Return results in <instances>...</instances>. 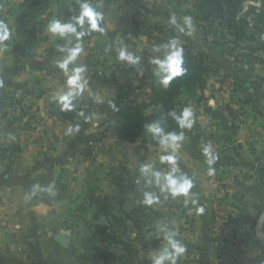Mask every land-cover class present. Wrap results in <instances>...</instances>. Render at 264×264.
<instances>
[{
  "label": "crops",
  "instance_id": "crops-1",
  "mask_svg": "<svg viewBox=\"0 0 264 264\" xmlns=\"http://www.w3.org/2000/svg\"><path fill=\"white\" fill-rule=\"evenodd\" d=\"M46 1L45 10L25 0H0V21L12 30L0 44V264H152L151 256L162 253L165 235L173 230L178 232L173 239L186 247L177 264H264V138L254 131L255 125H264V68L245 59L236 62L220 44L206 43L195 27L189 34L176 11H158L149 0H88L102 4L105 32L87 44L72 38L67 47L79 42L84 51L69 71L88 55L98 63L86 68L87 87L71 101L74 119L61 118L48 107L61 104L57 96L69 91L67 75L56 66L67 52L57 50L65 41L47 32L49 21L61 18L55 16L56 0ZM170 15L188 32L169 24ZM136 26H159L163 32L153 30L149 38L134 34ZM174 39L180 48L205 53L217 67L198 92L201 100L186 93L179 98L178 109L190 107L194 114L177 153L180 174L193 187L187 197L175 199L165 197L140 171L147 163L157 171L169 170L159 162L165 154L160 146L150 145L146 132L134 143L120 140L103 112L109 99L147 98L157 73L152 61ZM120 47L139 55V63L118 61ZM100 63L115 75L104 86L89 76ZM227 77L236 79L226 103L233 113L221 105L220 83ZM31 122L40 124V135ZM209 140L222 148L213 151L217 159L211 165L201 151ZM219 174L229 179L231 208L230 231L221 235L212 229L210 202ZM145 192L155 194L159 203L145 205ZM201 206L204 212L198 214ZM57 233L68 237L67 247L55 240ZM155 234L161 237L156 246L140 245ZM94 246L110 253L97 258Z\"/></svg>",
  "mask_w": 264,
  "mask_h": 264
},
{
  "label": "trees",
  "instance_id": "trees-1",
  "mask_svg": "<svg viewBox=\"0 0 264 264\" xmlns=\"http://www.w3.org/2000/svg\"><path fill=\"white\" fill-rule=\"evenodd\" d=\"M29 6L40 9H48L49 3L46 0H25ZM180 0H177V2ZM247 0H193L192 9L188 11V15L193 20L196 26H200L205 31L207 29L204 24L214 23L218 30L222 32V40L225 49H237L242 45V41L249 43V50H257L260 54L257 58V64H261L264 68V45L256 43L254 35H264V0H255L257 5H249V9L242 13L244 4ZM82 0H56L55 16L67 21L70 17L77 15L79 12V4ZM130 2V0H126ZM251 14L252 19H248L247 15ZM138 26V25H137ZM134 28V34H143L149 38L152 37L153 30L162 33V27L143 26ZM85 27H87L85 25ZM81 29L78 27L77 31ZM253 31L254 33H250ZM207 33V31H205ZM99 32H92L88 36L81 38L84 44H87L94 36L99 35ZM227 38V39H226ZM229 44V46H228ZM183 49V67L185 74L174 78L167 88L163 87L159 82L158 66L153 63L157 70L155 75H152L148 84L149 92L146 99H128L117 102L114 99H109L105 103L104 113L110 116L115 125L116 134L122 141L128 143L136 142L144 132L148 136L150 145L157 146L158 143L153 138L152 134L147 131V125L157 123L165 131H184L178 128L175 120L170 115L173 111L177 115L181 113L178 109L179 98L182 93H186L190 97L197 96V100H201L203 96L198 92H203L207 86V77L210 73L217 70V67L211 61L208 55L200 51H194L190 47H181ZM164 53L161 60L164 58ZM240 54V53H239ZM236 62H242L243 58L239 55ZM98 63L97 60H91L87 56L84 66L86 68L94 66ZM103 64V63H102ZM101 65V63H100ZM90 78L98 85L104 86L115 80L113 71L108 74L97 75V69H94ZM235 79V78H234ZM236 81V79H235ZM110 104L114 105L111 107ZM224 109L229 113H233V109L228 105H223ZM62 104L51 103L48 111L51 114H57L61 118L73 120L76 114L75 107L71 110H61ZM161 237L158 234L152 235L149 239H143L140 245L145 248L147 246H156ZM95 256L97 258H105L110 252L100 247L94 246Z\"/></svg>",
  "mask_w": 264,
  "mask_h": 264
},
{
  "label": "clouds",
  "instance_id": "clouds-1",
  "mask_svg": "<svg viewBox=\"0 0 264 264\" xmlns=\"http://www.w3.org/2000/svg\"><path fill=\"white\" fill-rule=\"evenodd\" d=\"M102 4L93 6L88 0H82L79 4V12L77 15L70 17L66 22L61 19L53 18L47 24V32L52 37L59 38L65 41L62 46H58L57 50L60 52H67V56L63 57L62 60L57 61L56 66L67 75L66 85L69 91L67 93L58 95L57 99L62 104L63 110H71L72 99L81 94L87 87V79L85 77L86 67L81 65L74 67L69 71V65L76 62L78 56L84 51L81 43L77 42L75 46L69 48L67 45L71 42L72 38L79 41L82 37L90 35L92 32L104 33L105 28L101 26V22L104 19L103 13L99 10ZM169 24L175 25L178 32H184L185 29L176 23L175 15H170ZM184 23L189 28V34L192 30V22L190 17H184ZM85 25L87 27H85ZM80 31H77V28ZM12 36V30L9 26L0 21V44L4 41H8ZM166 49L164 58L155 59L152 63L158 66L159 82L165 88L169 86L171 81L179 76L185 74V68L183 65V49L179 47V41L172 40L169 44L163 46ZM153 51L159 52L160 48L155 47ZM117 60L124 62L127 65H137L140 61L139 55H133V52L129 51L126 47H120L117 53ZM4 86V82L0 80V88ZM98 102H103L98 101ZM209 103H213L209 101ZM111 107L114 105L110 104ZM82 115V113H81ZM175 120L179 129L191 130L194 124L193 110L190 107H185L182 112L177 115L176 112L170 113ZM68 131H73L69 128ZM147 131L152 134L155 141L160 146L163 155L159 156V162L168 167V171L162 172L157 171L151 163H147L141 166L140 171L144 175H150L153 179L149 180L148 183H152L153 180L159 185L160 192L167 197L170 195L173 199L177 197H187L189 190L193 187L191 179L181 175L178 168V157L177 153L181 148V143L184 142L186 137L184 131H165L164 128L160 127L157 123H150L147 125ZM201 151L207 158L206 162L208 165L214 163L217 156L214 154L211 146L205 145ZM214 170L208 168V174L212 175ZM163 179V183H161ZM143 203L145 205H153L159 203V198L151 193L145 192ZM187 203V200H185ZM195 203V201H193ZM195 211L198 214H203L204 208L201 206L196 208ZM178 232L173 230L165 235L167 242L166 246L163 247V251L160 254H153L152 264H163L164 261H168L169 264H177V259L186 252V247L173 237L177 236Z\"/></svg>",
  "mask_w": 264,
  "mask_h": 264
},
{
  "label": "rangeland",
  "instance_id": "rangeland-1",
  "mask_svg": "<svg viewBox=\"0 0 264 264\" xmlns=\"http://www.w3.org/2000/svg\"><path fill=\"white\" fill-rule=\"evenodd\" d=\"M88 2H90V1H88ZM124 2H126V1H124ZM157 2H159V4H157ZM192 2H193V0H180L178 2H177V0H149L148 6L152 5L153 7H158V11H160L159 9H163V10H165V13H168L170 10H173V11H176L177 15H181L184 18L186 16L190 17L187 13H188V11H190L192 9ZM249 5H257V3L255 0H247L244 4V8H243L242 13H245L249 9ZM142 8L144 10L148 9L146 6H142ZM174 14H175V12H174ZM247 17H248V19H252L251 14L247 15ZM144 19H146L145 21H152V18H150V17H148V18L144 17ZM135 21H137L139 24L138 19H135ZM137 22H135V23H137ZM191 22H192L193 27L198 29V31H201V33L203 34V36L207 40L206 43H209L210 45H213V46L220 44V46L223 47L224 51H226L228 54H231V56L234 59H237L238 57H240L239 55H241V58L248 60L249 63H256L257 62V58H259L260 54H258L259 52L257 50L250 51L248 49L249 43L242 41V45L239 46V48H237V49H234V50L225 49V46L223 45V42H222V40H224L222 38V32H221V30H218L216 28V25L214 23L210 22V23L204 24V26L207 28V29H205V31H207V33H205V31L203 29H201L200 26L198 27L193 23L192 19H191ZM180 26L185 29V31H184L185 33L188 32V29L185 28L186 26L185 27L182 26V23L180 24ZM249 33L251 35V33H254V32L251 31ZM254 39L256 40V43H261L264 45V35H261V36L254 35ZM228 46H229V44H228ZM259 66L262 67L261 64H259ZM104 68L101 65L98 69H103V73L106 74L108 71L106 70V68L105 69ZM92 72H91V74H92Z\"/></svg>",
  "mask_w": 264,
  "mask_h": 264
},
{
  "label": "built area",
  "instance_id": "built-area-1",
  "mask_svg": "<svg viewBox=\"0 0 264 264\" xmlns=\"http://www.w3.org/2000/svg\"><path fill=\"white\" fill-rule=\"evenodd\" d=\"M103 69L97 70V75H102ZM234 77H227L223 79L220 83V89L222 91L221 105H225L229 102L230 94L235 86ZM209 106V105H208ZM31 127L36 135L41 134V127L39 123L31 122ZM254 131L264 138V125L257 124L254 126ZM207 145L211 146L213 151H220L216 141L209 140L205 142ZM94 150V149H93ZM92 150V153H94ZM217 190L215 194L211 197V211H212V229L217 234L229 233L230 223L229 217L231 215V208L228 204V189H229V179L224 174H219L216 177Z\"/></svg>",
  "mask_w": 264,
  "mask_h": 264
},
{
  "label": "water",
  "instance_id": "water-1",
  "mask_svg": "<svg viewBox=\"0 0 264 264\" xmlns=\"http://www.w3.org/2000/svg\"><path fill=\"white\" fill-rule=\"evenodd\" d=\"M54 238L63 247H67L69 244L68 237L63 233H57Z\"/></svg>",
  "mask_w": 264,
  "mask_h": 264
}]
</instances>
